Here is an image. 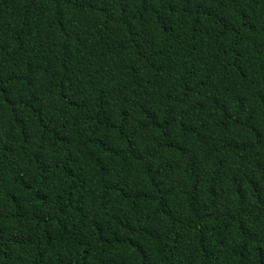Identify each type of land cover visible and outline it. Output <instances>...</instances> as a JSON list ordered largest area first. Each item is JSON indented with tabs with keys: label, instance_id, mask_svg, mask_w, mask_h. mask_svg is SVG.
<instances>
[{
	"label": "trees",
	"instance_id": "1",
	"mask_svg": "<svg viewBox=\"0 0 264 264\" xmlns=\"http://www.w3.org/2000/svg\"><path fill=\"white\" fill-rule=\"evenodd\" d=\"M0 264H264V0H0Z\"/></svg>",
	"mask_w": 264,
	"mask_h": 264
}]
</instances>
